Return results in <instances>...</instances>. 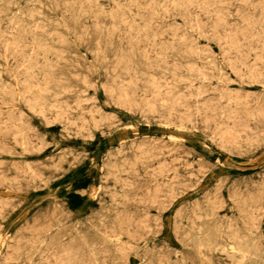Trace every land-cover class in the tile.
<instances>
[{
  "label": "rangeland",
  "instance_id": "obj_1",
  "mask_svg": "<svg viewBox=\"0 0 264 264\" xmlns=\"http://www.w3.org/2000/svg\"><path fill=\"white\" fill-rule=\"evenodd\" d=\"M0 78V264H264V0H0Z\"/></svg>",
  "mask_w": 264,
  "mask_h": 264
},
{
  "label": "bare ground",
  "instance_id": "obj_2",
  "mask_svg": "<svg viewBox=\"0 0 264 264\" xmlns=\"http://www.w3.org/2000/svg\"><path fill=\"white\" fill-rule=\"evenodd\" d=\"M235 11V10H234ZM52 27V26H51ZM36 29H37V27H36ZM15 32V31H14ZM13 32V33H14ZM12 33V34H13ZM235 49V48H234ZM91 55V54H90ZM259 59V58H258ZM168 65V64H167ZM166 66V65H165ZM155 73V72H154ZM156 74V73H155ZM150 76H151V74H150ZM254 77V76H253ZM16 79V78H15ZM0 81H1V78H0ZM148 83H150V82H148ZM153 84V83H152ZM1 85H2V83L0 82V87H1ZM52 86V85H51ZM148 86V85H147ZM149 87V86H148ZM5 89V88H4ZM145 89V88H144ZM104 90V89H103ZM149 90V89H148ZM34 93V92H33ZM184 95V94H183ZM210 104V103H209ZM151 105V104H150ZM152 106V105H151ZM44 107V106H43ZM154 108V107H153ZM43 109V108H42ZM249 116V115H248ZM170 134V133H169ZM169 137V136H168ZM220 138V137H219ZM15 162V161H14ZM121 187V186H120ZM206 247V246H205ZM245 259V258H244Z\"/></svg>",
  "mask_w": 264,
  "mask_h": 264
}]
</instances>
